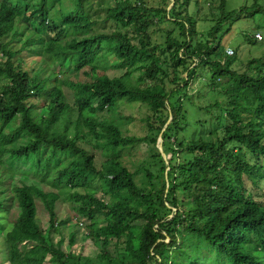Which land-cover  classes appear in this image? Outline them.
Listing matches in <instances>:
<instances>
[{
  "label": "trees",
  "instance_id": "1",
  "mask_svg": "<svg viewBox=\"0 0 264 264\" xmlns=\"http://www.w3.org/2000/svg\"><path fill=\"white\" fill-rule=\"evenodd\" d=\"M67 1L73 8L55 19L49 0H0V264H264V203L255 193L264 183V57L250 60L253 72L235 68L220 42L202 40L191 0H116L106 18L126 29L111 32H93L98 20L83 11L85 0ZM226 1L212 38L232 14ZM164 21L182 38L164 31L157 41L152 31ZM26 30L34 34L23 41ZM9 36L21 48L3 41ZM28 44L45 54L30 69L19 56ZM106 52L119 60L114 69L140 61L145 68L137 79L128 70L99 74ZM87 66L91 81L61 78L73 104L61 84L42 99L50 67L58 77ZM198 84L224 99L196 103L189 92ZM124 101L145 107L144 135L125 134L115 117L99 115H115ZM188 105L219 110L215 130L181 139ZM140 143L150 154L139 176L122 151ZM63 194L71 217L89 220L80 252L71 248L77 230L70 249L63 236L56 239L69 217Z\"/></svg>",
  "mask_w": 264,
  "mask_h": 264
},
{
  "label": "rangeland",
  "instance_id": "2",
  "mask_svg": "<svg viewBox=\"0 0 264 264\" xmlns=\"http://www.w3.org/2000/svg\"><path fill=\"white\" fill-rule=\"evenodd\" d=\"M29 1L32 4H37V2L42 0ZM147 1H151L155 4L158 3V0ZM219 3L220 0H191L188 10L196 20V27L197 30L201 32L202 40L207 41L208 39H214L217 42H220L221 49L222 51L225 50V52H227L228 48H231L233 50V57L235 58L234 67L240 71L248 70L249 72H253L255 64L250 67V60L252 58L264 57V0H227L226 11L232 12V14L223 22L220 31L215 36L216 38H212L209 35L210 31L218 23L220 18H222V11L219 8ZM115 4L116 0H85L83 2V11L98 20V23L93 28V32H111L117 28L123 30L126 29L118 26L116 22L106 18L107 10ZM49 5V11H51L52 14L50 16L55 19H59L62 10H71L74 6L71 1L67 0L63 3L59 0H49ZM252 5H257V9L250 8ZM259 7H261V10ZM242 9L245 10L241 11ZM164 31H171L174 36L182 38L179 27L168 21L158 24V26L153 29L152 32L154 38L157 41H162L165 38ZM258 31L263 35L261 40L255 38V33ZM28 34L33 35L34 33L30 30H26L25 35L22 36L23 41ZM3 41L11 42V46L14 50L21 48L23 45V41L12 40L10 36L4 38ZM1 54L2 52L0 50V57ZM42 55H45L42 51V46L34 44H28L27 48L19 54L25 62L24 68L26 69L36 66ZM101 61L106 67L104 69L100 68L99 74H107L111 77L119 76L124 71L128 70L131 72L132 77L137 79L145 68V62L140 61L132 64L125 70L114 69L111 67L112 64L119 60L112 52H106V56H104ZM52 70V67L48 69L47 76H51V80L41 95L44 101L48 99L49 92L52 91L56 85L61 84L67 94L69 102L73 104L75 102L73 91L67 84L61 81V78L63 80L68 79L72 81H91L93 79L91 68L89 66L85 67V69L79 73L73 72L70 68H67L66 71L62 73V76L58 75V77ZM202 78L204 79L205 77ZM196 86L198 88L189 92L196 103L199 102L204 106L213 104L216 101L222 102L224 99V95L221 93L223 91H209L211 90L209 86L201 88L200 84ZM198 108L199 107H191L190 105L186 106L189 127H187L185 132H182L180 136L181 139H195L201 135H206L210 130H215L217 126L216 116H218L219 110L215 109V107H210L204 109V111H198ZM144 111H146L145 107H142L139 102L131 103L124 101L119 104L115 115L112 111L110 112V110H105L102 113L100 112L99 115L103 114V116L108 118L115 117V119L120 122V126L125 134L144 135L146 133V126L139 120L146 115ZM40 112H44V109H40ZM76 116L77 111H74L73 118ZM198 120L204 124H201ZM212 138L215 139L216 135ZM170 146L172 148L175 147L173 142L170 143ZM149 152L150 149L147 143H140L137 146L124 149L122 151V159L131 171L139 172L140 176L142 174V165L149 160ZM47 155L48 151L43 149L38 157L41 164H44ZM97 156L99 160L103 158L100 152ZM168 156H172V153L170 152ZM54 166L55 161H53L50 168L52 169ZM250 188L253 189L252 186H250ZM255 193L257 194V199L264 203V183L261 185V188L255 190ZM63 197L67 199L62 206L63 214H66L69 217L66 222V227H63L60 234L56 235V239L58 240L63 236L66 247L70 249L68 245L69 234L72 229L77 230V240L71 248L76 252H80L84 244V234L88 231L89 220L85 217L78 218L76 214V217H71L73 211L70 202L67 195L63 194ZM42 223L45 227L48 225V216L46 214ZM88 253H90V251H88Z\"/></svg>",
  "mask_w": 264,
  "mask_h": 264
},
{
  "label": "water",
  "instance_id": "3",
  "mask_svg": "<svg viewBox=\"0 0 264 264\" xmlns=\"http://www.w3.org/2000/svg\"><path fill=\"white\" fill-rule=\"evenodd\" d=\"M171 120H172V116L169 118L168 122L166 123L165 127L163 128V131L167 128V126L171 122ZM157 146H158L160 152L162 153L164 159L166 160V162L169 163V159H170L171 156H168V154L164 151V148H163V138H162L161 135H160V137L158 139Z\"/></svg>",
  "mask_w": 264,
  "mask_h": 264
},
{
  "label": "built area",
  "instance_id": "4",
  "mask_svg": "<svg viewBox=\"0 0 264 264\" xmlns=\"http://www.w3.org/2000/svg\"><path fill=\"white\" fill-rule=\"evenodd\" d=\"M255 37L257 39L261 40L263 38V35H262V33L260 31H258V32L255 33ZM227 53L228 54H232L233 50L231 48H228Z\"/></svg>",
  "mask_w": 264,
  "mask_h": 264
}]
</instances>
